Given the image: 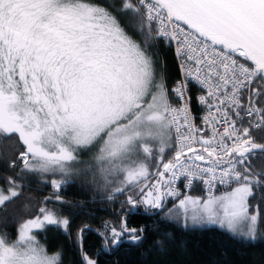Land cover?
<instances>
[{
    "label": "snow or ice",
    "instance_id": "1",
    "mask_svg": "<svg viewBox=\"0 0 264 264\" xmlns=\"http://www.w3.org/2000/svg\"><path fill=\"white\" fill-rule=\"evenodd\" d=\"M157 42L173 48L180 70L171 89L149 50ZM0 137L18 140L21 173L48 176L56 200L88 153L105 188L134 193L119 227L105 222L98 232L102 248L141 243L145 228L128 217L139 206L160 210L169 197L185 226L217 225L255 241L264 229V171L253 174L251 164L264 156V0H0ZM182 178L206 194H184ZM21 188L4 177L0 209ZM69 223L41 206L14 236L0 231V264H61L37 232H67ZM86 228L76 234L81 261L98 264L84 250Z\"/></svg>",
    "mask_w": 264,
    "mask_h": 264
},
{
    "label": "trees",
    "instance_id": "2",
    "mask_svg": "<svg viewBox=\"0 0 264 264\" xmlns=\"http://www.w3.org/2000/svg\"><path fill=\"white\" fill-rule=\"evenodd\" d=\"M108 3L119 6V0H108ZM125 19L130 25L137 24L130 15ZM127 31L137 42H142L132 27ZM149 50L164 61L166 84L170 89L171 83L180 77L173 48L157 42ZM23 150L16 138L0 137V185L4 186L7 176L22 185L21 196L8 203L6 210L0 209V231L14 236L18 224L37 215L41 206L55 210L60 217L70 221L67 232L61 226L48 225L37 232V237L48 251L61 254V264H82L76 234L85 225L84 250L97 258L98 264H264V238L248 241L217 225L185 226L171 217L169 210L178 200L170 197L160 210H145L144 206H139L128 217L130 227L145 228L141 243L125 240L118 249L102 248L98 232L104 231L105 222L119 227L121 204L127 194L134 193L126 190L122 195L114 192V186L105 188L95 167L89 170L87 159L92 154L88 153L79 157L80 160L85 157L83 169L74 171L59 192L61 199L56 200L48 176L21 173L23 166L17 157ZM10 161H16L18 166L9 168ZM251 164L253 174L264 171V156L258 154ZM194 193L201 192L195 190ZM109 195L114 198L108 200ZM259 199L258 193L253 203ZM261 206L264 208V203Z\"/></svg>",
    "mask_w": 264,
    "mask_h": 264
},
{
    "label": "built area",
    "instance_id": "3",
    "mask_svg": "<svg viewBox=\"0 0 264 264\" xmlns=\"http://www.w3.org/2000/svg\"><path fill=\"white\" fill-rule=\"evenodd\" d=\"M180 77H178L177 79H175L171 85H170V89L171 87L175 84V82L177 80H179ZM190 89H191V95H192V102H191V107H192V112H193V115L197 117V123H199V117L200 115L202 114L201 113V108L197 105V101H196V95H197V86L195 85H190L189 86ZM173 102H175L173 100ZM167 158H170V154L168 153L167 156H166V159ZM176 187L181 191L183 192L184 194H187V193H190V192H194L195 190H198L200 191L201 193H204L206 194V189L204 188L203 185L199 184L198 182L197 183H194L193 184V187L191 189H186L184 187V181H183V178L181 179V181H179L177 184H176Z\"/></svg>",
    "mask_w": 264,
    "mask_h": 264
},
{
    "label": "rangeland",
    "instance_id": "4",
    "mask_svg": "<svg viewBox=\"0 0 264 264\" xmlns=\"http://www.w3.org/2000/svg\"><path fill=\"white\" fill-rule=\"evenodd\" d=\"M82 158H83V160H84L85 157L83 156ZM83 160H81L82 163H80V164H78V165L75 166L74 171H75L76 173L78 172V170L83 169V165H84V161H83ZM87 164H88V166H89V170H92V168L95 167V170L98 172L97 167H96V165H95V162L93 161L92 156H90V155L88 156ZM154 170H155V169H152V171H154ZM98 173H99V172H98ZM149 179H150L151 182H154V179H155V178H154V177H150ZM0 187H2V186L0 185ZM187 195H192V196H194V197H202V196H204L205 194H201V193H188ZM170 209H171V211H170L171 217H173V218L177 219L178 221H180L181 223L185 224L182 215H178V210H177V208L175 207V205H173ZM29 218H31V217H29ZM188 225H192V224H191V221H189ZM257 238H264V229H261V230L258 232ZM37 239L39 240L38 237H37ZM39 241H40V240H39ZM40 243L43 244L41 241H40ZM43 245H44V244H43ZM48 252H49V254L56 253V252H53V251H48Z\"/></svg>",
    "mask_w": 264,
    "mask_h": 264
},
{
    "label": "crops",
    "instance_id": "5",
    "mask_svg": "<svg viewBox=\"0 0 264 264\" xmlns=\"http://www.w3.org/2000/svg\"><path fill=\"white\" fill-rule=\"evenodd\" d=\"M191 193H194V192H191ZM188 194V193H187Z\"/></svg>",
    "mask_w": 264,
    "mask_h": 264
}]
</instances>
